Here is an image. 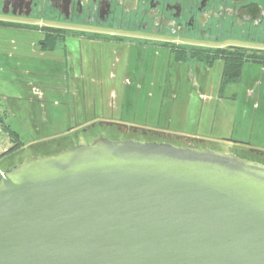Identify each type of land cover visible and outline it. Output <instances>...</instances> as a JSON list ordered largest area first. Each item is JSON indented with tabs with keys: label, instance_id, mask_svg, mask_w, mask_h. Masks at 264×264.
Segmentation results:
<instances>
[{
	"label": "water",
	"instance_id": "water-1",
	"mask_svg": "<svg viewBox=\"0 0 264 264\" xmlns=\"http://www.w3.org/2000/svg\"><path fill=\"white\" fill-rule=\"evenodd\" d=\"M0 264H264V164L104 136L33 154L0 175Z\"/></svg>",
	"mask_w": 264,
	"mask_h": 264
},
{
	"label": "rangeland",
	"instance_id": "rangeland-1",
	"mask_svg": "<svg viewBox=\"0 0 264 264\" xmlns=\"http://www.w3.org/2000/svg\"><path fill=\"white\" fill-rule=\"evenodd\" d=\"M39 38L26 27L0 23V114L16 133L0 125V175L45 143L104 119L210 140L227 137L264 151L262 64L247 61L239 77L225 78L235 84L221 90L223 60L210 63L206 57L205 64H194L193 70L165 48L140 44L126 46L119 60L104 59L100 76L86 57L64 61L44 56ZM250 41L239 37L210 43L205 52L240 48L244 55L264 56L263 39ZM94 77L103 79L105 97L90 88ZM75 85L78 91H67ZM17 135L16 141L12 137Z\"/></svg>",
	"mask_w": 264,
	"mask_h": 264
},
{
	"label": "flooded vegetation",
	"instance_id": "flooded-vegetation-1",
	"mask_svg": "<svg viewBox=\"0 0 264 264\" xmlns=\"http://www.w3.org/2000/svg\"><path fill=\"white\" fill-rule=\"evenodd\" d=\"M0 23L26 27L38 35L40 50L50 59L69 61L86 57L92 61L91 70L100 72V76L104 59L114 56L119 60L126 46L140 44L165 48L172 58L183 60L193 69L194 64H205V50L210 43L239 37L264 41V0H0ZM185 49L186 55L177 52ZM233 84H224L222 75L221 90ZM89 86L105 97L103 79L94 77ZM76 87L78 91V85L69 86L67 91H76ZM82 90L86 93V86ZM112 93L113 90L109 92ZM125 125L133 129L125 130ZM100 136L116 141L209 148L264 164V151L245 141L227 137L210 140L110 119L71 130L59 141L36 148L33 154L59 152L91 143Z\"/></svg>",
	"mask_w": 264,
	"mask_h": 264
},
{
	"label": "trees",
	"instance_id": "trees-1",
	"mask_svg": "<svg viewBox=\"0 0 264 264\" xmlns=\"http://www.w3.org/2000/svg\"><path fill=\"white\" fill-rule=\"evenodd\" d=\"M243 49L237 48L235 50H226V49H218L217 51H213L212 54L206 55V57L210 58V63H212L215 59L216 60H223V80L224 82H230L231 79L225 80V78H237L241 75L242 68L245 66L247 61H253L260 63L264 66V56L260 54H254L252 56L244 55L245 52L242 51ZM205 57V58H206ZM249 57V58H248ZM0 125L2 126V130L9 131L10 133H15L11 127L6 124L4 121V117L0 114ZM16 134V133H15ZM17 137V138H16ZM14 140L18 139L17 136H13ZM17 141V140H16ZM22 159H20L21 161ZM12 165H8L9 169ZM6 169V170H7Z\"/></svg>",
	"mask_w": 264,
	"mask_h": 264
}]
</instances>
